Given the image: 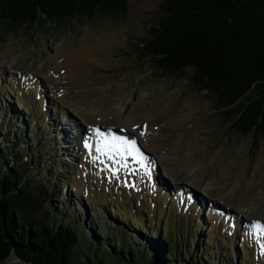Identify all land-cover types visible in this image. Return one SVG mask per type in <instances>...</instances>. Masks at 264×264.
Segmentation results:
<instances>
[{
    "label": "rangeland",
    "instance_id": "obj_1",
    "mask_svg": "<svg viewBox=\"0 0 264 264\" xmlns=\"http://www.w3.org/2000/svg\"><path fill=\"white\" fill-rule=\"evenodd\" d=\"M161 2L162 0H129L125 11L117 19L105 16L87 24L70 23L65 34L61 32L57 35L58 32L47 31L32 33L31 29L24 26L11 32H3L1 29L0 68L8 70V74L2 78L11 77L10 70L13 69L49 76L47 78L55 90L53 95L63 107L81 111L84 115L89 110L92 114L119 121L142 117L148 119L151 125H157V129L151 131L148 138V149L159 157L162 156L160 164L168 172L174 185L191 187L185 190L183 197L173 195L171 206L177 205L172 210L179 207L181 202H186L188 197L198 201L194 196L204 195L195 186L200 182L206 195L216 201L215 205L225 203L230 209L241 213L242 217L264 219V136L253 142L250 134H240L229 129L224 122L223 108H218V102L212 94L192 89L185 80L163 76L139 52L138 36L144 34L162 15ZM68 47L69 55L57 52ZM54 53L55 56L50 58L49 54ZM67 60H70V65ZM9 65L13 69H8ZM0 106H4L3 100ZM11 107L14 109V106ZM25 118V115L22 116V123ZM73 137L77 139L76 136ZM97 138L101 139L99 136ZM88 145L90 147H86L84 154H80L77 159L65 157L68 170L56 174L70 177L71 181L83 189L82 176L87 169L91 187L94 188L96 183L97 188L90 189L88 195L80 193V188L75 191L67 188L64 195L63 183L59 191L61 194L52 196L53 205L59 207L64 215L68 214L67 207H74L86 226L90 222H103L110 228H117V239L127 240L132 244L142 243L146 237L136 232L134 214L138 213L146 216L147 220H152L155 210L158 208L159 212L167 205V197L162 199L161 192L153 181L159 179L158 174H153V179L150 178L147 172L130 159L125 163L129 167L126 175L114 178L111 172L115 171V165L107 161L108 157H104L106 152L91 148L94 145H97L96 149L103 147L101 142L94 144L92 141ZM81 149L77 153L75 148L71 156L79 155ZM58 156L59 159L56 155L50 159L55 162L53 171H56L58 165L64 164L61 159L64 157L60 153ZM160 183L163 187V181L160 180ZM144 188L147 196L140 205L138 198L141 195H134L142 194ZM116 191L120 197H114ZM151 191L152 198H157L159 202L156 206H151L147 200ZM56 194L54 190L53 195ZM133 196L137 200V206L141 207L134 214L131 211L129 213ZM196 203H199V211L202 213L204 207L200 202ZM191 207L194 206L185 204L182 211L185 215H176L175 211L166 212L159 222L164 223L167 219L172 234L178 233L176 248L188 259L192 256V253L188 255L191 235L195 237L204 231L208 241L212 243L215 240L213 227L216 229L214 233H220L218 220L213 218V210L208 209L204 224L191 234V220L196 215L191 213ZM117 212L122 213L124 218L129 216V221L121 224L110 220V216L117 219ZM197 215L202 217L200 213ZM242 217L236 218V222L228 223L239 229L244 223ZM222 223L223 227L227 224L226 215ZM156 227L159 225L156 224ZM149 228L154 230L152 226ZM252 229L254 227L245 223L242 237L251 240L259 248L258 255L264 258V236L259 235L255 229L253 235L248 233ZM231 231L232 228L229 233ZM148 233L153 236L150 230L145 235ZM230 242L233 246L234 241L231 239ZM197 255L198 262L204 260L206 264H215L217 256H214L213 251L210 252L212 262L199 253ZM232 260L234 264H241L234 256ZM4 264L26 263L10 255Z\"/></svg>",
    "mask_w": 264,
    "mask_h": 264
},
{
    "label": "trees",
    "instance_id": "obj_2",
    "mask_svg": "<svg viewBox=\"0 0 264 264\" xmlns=\"http://www.w3.org/2000/svg\"><path fill=\"white\" fill-rule=\"evenodd\" d=\"M128 1L0 0V30L65 34L70 23L117 19ZM160 6L162 15L139 38L143 58L163 76L212 94L232 131L253 142L264 136V0H162ZM15 117L0 111V264L10 255L26 264H206L196 257L208 256L202 237L188 259L170 244L168 230L132 244L102 222L86 226L79 212L64 215L52 204L60 178L46 162L51 143L35 140L38 124L29 129L31 122Z\"/></svg>",
    "mask_w": 264,
    "mask_h": 264
},
{
    "label": "snow or ice",
    "instance_id": "obj_3",
    "mask_svg": "<svg viewBox=\"0 0 264 264\" xmlns=\"http://www.w3.org/2000/svg\"><path fill=\"white\" fill-rule=\"evenodd\" d=\"M85 146L90 147V145L87 144ZM122 149H126L128 155H133L134 152L136 153V155H139L138 151H136L135 140H121L115 136H112L110 139L106 138L104 140V146L98 147L96 151L106 152L110 155L112 152L121 154ZM253 227L259 235L264 236V231L261 230L264 229V225H261L259 222H257V224H255ZM262 250H264V246H262Z\"/></svg>",
    "mask_w": 264,
    "mask_h": 264
},
{
    "label": "bare ground",
    "instance_id": "obj_4",
    "mask_svg": "<svg viewBox=\"0 0 264 264\" xmlns=\"http://www.w3.org/2000/svg\"><path fill=\"white\" fill-rule=\"evenodd\" d=\"M110 138H111V137H110ZM110 138H109V139H110Z\"/></svg>",
    "mask_w": 264,
    "mask_h": 264
}]
</instances>
